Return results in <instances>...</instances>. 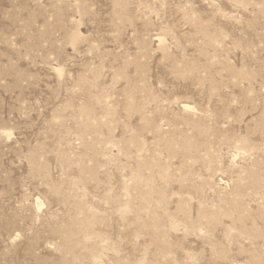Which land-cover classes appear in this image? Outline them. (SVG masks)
Here are the masks:
<instances>
[{"label":"rangeland","instance_id":"obj_1","mask_svg":"<svg viewBox=\"0 0 264 264\" xmlns=\"http://www.w3.org/2000/svg\"><path fill=\"white\" fill-rule=\"evenodd\" d=\"M0 264H264V0H0Z\"/></svg>","mask_w":264,"mask_h":264},{"label":"bare ground","instance_id":"obj_2","mask_svg":"<svg viewBox=\"0 0 264 264\" xmlns=\"http://www.w3.org/2000/svg\"><path fill=\"white\" fill-rule=\"evenodd\" d=\"M75 40V39H74Z\"/></svg>","mask_w":264,"mask_h":264}]
</instances>
